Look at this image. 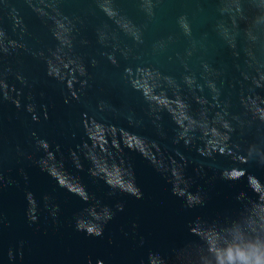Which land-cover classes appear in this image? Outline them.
<instances>
[{"label":"water","instance_id":"water-1","mask_svg":"<svg viewBox=\"0 0 264 264\" xmlns=\"http://www.w3.org/2000/svg\"><path fill=\"white\" fill-rule=\"evenodd\" d=\"M253 254L264 0H0V264Z\"/></svg>","mask_w":264,"mask_h":264},{"label":"clouds","instance_id":"clouds-1","mask_svg":"<svg viewBox=\"0 0 264 264\" xmlns=\"http://www.w3.org/2000/svg\"><path fill=\"white\" fill-rule=\"evenodd\" d=\"M78 228L82 230L81 226H78ZM93 231L94 229L90 227L88 228L87 233L89 235H92ZM101 234H102V229H100V231L95 232V236H100ZM240 259L242 260V264H264V257L255 254H253L252 256L244 255L240 257Z\"/></svg>","mask_w":264,"mask_h":264}]
</instances>
